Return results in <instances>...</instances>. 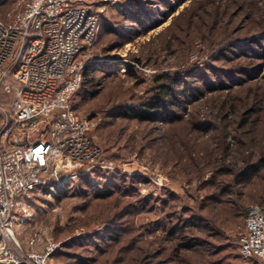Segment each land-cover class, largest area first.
Masks as SVG:
<instances>
[{
	"label": "rangeland",
	"instance_id": "obj_1",
	"mask_svg": "<svg viewBox=\"0 0 264 264\" xmlns=\"http://www.w3.org/2000/svg\"><path fill=\"white\" fill-rule=\"evenodd\" d=\"M87 3L101 18L84 57L95 81L85 80L74 107L102 153L56 194H34L28 218L15 226L17 242L25 253L57 243L48 264H249L239 255L245 214L236 200L245 213L264 206V0ZM21 7L22 0H0V19ZM128 62L139 72L125 74ZM162 73L178 78V98H188L173 108L178 120L114 116L148 98ZM97 169L128 190L92 196L82 181L89 176L101 190ZM186 223L194 247L178 249L183 238L171 229ZM109 224L121 235L117 244L106 239Z\"/></svg>",
	"mask_w": 264,
	"mask_h": 264
},
{
	"label": "built area",
	"instance_id": "obj_2",
	"mask_svg": "<svg viewBox=\"0 0 264 264\" xmlns=\"http://www.w3.org/2000/svg\"><path fill=\"white\" fill-rule=\"evenodd\" d=\"M87 1L22 0L9 20L0 19V264H48L59 245L25 253L15 226L28 218L37 191L56 194L102 153L74 107L84 57L101 29ZM238 243L249 264H264V206L246 209Z\"/></svg>",
	"mask_w": 264,
	"mask_h": 264
},
{
	"label": "trees",
	"instance_id": "obj_3",
	"mask_svg": "<svg viewBox=\"0 0 264 264\" xmlns=\"http://www.w3.org/2000/svg\"><path fill=\"white\" fill-rule=\"evenodd\" d=\"M136 63L140 65L141 61L140 59L136 60ZM139 72V68L135 63H126L125 64V74H136ZM93 70H91L90 66L87 67L85 70L86 79L89 81L91 85L94 84L95 78L92 76ZM156 82V88L152 92V94L148 97L142 100L138 104H129L124 107H121L114 116H118L121 118L126 119H134L138 122H157V121H165L168 123L175 122L178 120V116H176V113L173 112V108L182 104L183 102H186L188 98L184 97V99H179L178 95L181 93L178 85V78L173 76L170 73H162L155 75L154 77ZM85 81V84L87 83ZM90 94H94V91L90 89ZM100 174H103L101 170H96V176H100ZM105 176V184L103 188L99 191H93L92 187L94 185L91 177H84V180L82 181V185L88 187L89 193L92 194L95 198L98 199H107L111 196H113L116 192H119L120 190L127 189V186L120 185L118 180V177L107 176V174H103ZM125 188V189H124ZM128 190V189H127ZM93 191V192H92ZM127 192V191H126ZM67 195V193L63 192L62 194L56 195L57 201H62L64 197ZM237 209L240 211V214L243 215L245 212L243 211V208H245L247 204H238V200H236ZM253 205V204H252ZM192 227H198L197 222L190 224ZM189 223L187 224H178L174 226L171 229V233L175 235V238L182 239L183 242L180 243V246H178V249H192L194 247L192 242H187L188 238L185 235L186 229L188 226H190ZM111 229V233L106 238L107 240L113 242L114 244L119 243L121 235L118 232L117 228L115 226H112V224L108 225ZM112 226V227H111ZM101 241L104 243L105 238H102ZM102 244H96L97 250H104L101 246ZM239 245V243H238ZM178 251V250H177ZM176 251V252H177ZM180 251V250H179ZM239 255L241 256L240 252ZM84 264H88L87 261L84 262Z\"/></svg>",
	"mask_w": 264,
	"mask_h": 264
}]
</instances>
